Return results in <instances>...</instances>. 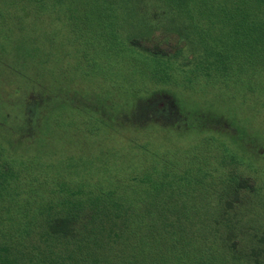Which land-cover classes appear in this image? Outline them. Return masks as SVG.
<instances>
[{"label": "rangeland", "instance_id": "rangeland-1", "mask_svg": "<svg viewBox=\"0 0 264 264\" xmlns=\"http://www.w3.org/2000/svg\"><path fill=\"white\" fill-rule=\"evenodd\" d=\"M161 14L155 16L151 13L147 16L154 25H158L151 33L145 34L146 31L142 30L143 35H139L141 38L132 46L121 35L116 40L124 39L126 47H113L109 53L102 50L105 40L101 33L78 31L82 27L80 24L74 26L76 22L68 25L73 30L66 32V38L72 39L77 49L69 41L67 44L57 32L54 33V27H48V35L52 37H49V41L44 40V45L50 44V59L55 63L51 78H57L74 89L78 88L89 98L94 96L101 105L102 97L107 101L112 100V111L122 108L129 94L127 90L141 92L167 88L176 94L177 102L186 110L198 108L213 115H224L235 124L237 136L233 138L239 144L238 136L246 131L255 134L264 143V95L258 93L259 89L256 93H250L251 90L244 84L247 71H242L243 67L240 68L241 72L235 70L237 68L231 57L235 54L231 55L227 51L231 55L230 61L216 60V49L222 48L217 44L219 42L203 47L180 35L178 31L162 30L159 26L171 14ZM153 50L159 51V54L148 52ZM212 59L213 62H209ZM236 76L243 78L235 81ZM3 85L7 87L9 82L1 79L0 89ZM3 104L0 105V112L12 115L8 103ZM95 116L96 113L68 106L54 110L50 120L54 127H49L47 133L48 140H52L55 146L45 148L38 161L46 163L53 159H69L70 156L76 161L81 156L85 161L94 159L95 155L102 160L106 131L102 125L98 128ZM67 122L72 124L63 130ZM144 123L142 121L138 127H134L139 128L138 131L114 133L112 137L117 139L109 138L107 142L110 147L119 150L115 151L114 159L118 161L120 155L128 163L125 165V173L130 174H118V177L131 185L136 181L131 176V168L134 171L136 163V172H132V175H137L143 181L148 178L147 183L155 182L153 187L149 185L150 192H146L148 197L144 198L148 201L146 205L150 206L144 231L150 235L154 231L166 237L162 245H166L167 249H161L157 256L163 259L162 264H180L192 260H196V264L202 262L197 258L205 259L209 264H264V157L250 156L246 150L239 149L240 145L232 143L230 136L222 133L232 128L223 117L219 122L212 123L218 127L217 130L201 129V126L188 128V122L175 119L162 125L169 126L168 131L159 126L160 122L157 124L155 121L156 124L149 125ZM41 137L44 138L43 135ZM249 143L246 148L251 147ZM260 149L257 146L255 150ZM0 153L3 159H7L4 156H7L5 150H0ZM27 162L23 160V164ZM34 163L25 168L22 163H15L21 167L20 178L27 181L36 175L35 180L45 185L46 194L52 199L65 195L63 191L49 192L50 189H56V180L69 182L68 187H73L78 180L71 173ZM96 164L93 165V171ZM78 169L81 167L78 166ZM114 172H111L110 177ZM147 172L149 175L146 177ZM230 172L249 178L248 186L237 192L227 188L224 177ZM77 174L82 177L80 175L83 173L80 170ZM251 184L254 185L253 190ZM127 186V183H123L124 188ZM75 197L77 194L70 196L71 199ZM52 206L47 209L50 214L39 215L31 222L34 231L25 235L26 240L35 234L40 235L30 244L39 245V250L45 251L42 253L49 262L150 264L149 255L153 252L151 244L144 245L141 252L137 248V251L118 253L119 248L126 245L122 241L127 230L116 229L118 217L114 215L115 209L109 208V204L104 210L113 213H110L108 219H103L101 225L83 221L89 218L92 211H78L76 207L71 210L78 211L76 218L81 222H76L71 216L56 221L54 207L57 206ZM91 224L95 225L94 229H90ZM175 228L176 232L179 229L177 233L174 232ZM49 232L57 233L60 238H52L48 242ZM64 236H67V240ZM3 238L0 234V240ZM66 245H70V252L65 254ZM102 253H105L104 260Z\"/></svg>", "mask_w": 264, "mask_h": 264}, {"label": "trees", "instance_id": "trees-1", "mask_svg": "<svg viewBox=\"0 0 264 264\" xmlns=\"http://www.w3.org/2000/svg\"><path fill=\"white\" fill-rule=\"evenodd\" d=\"M151 13L155 16L159 13H162V16L171 14L168 15L167 21L159 26L162 30L178 31L180 35L203 47H210L211 43L219 42L217 44L222 48L216 49V60L230 61V56L234 53L235 55L231 57L237 68L235 70L241 72L240 68L243 67L242 71L248 72L245 74L244 84L249 91L254 90L250 93H256L259 89L258 93L264 95V0H0V80L9 82L7 87L3 85L0 89V105L8 103L12 113L8 116L0 112V150H5L7 154L4 155L7 159H3L0 153V234L4 237L0 240V264L58 262L57 260L49 262L43 255L45 251L42 253L39 250V245L30 244L40 235L35 234L28 240L25 238L28 232L34 231L31 222L39 215L50 214L47 209L53 207V204L57 206L54 207L56 221L71 216L76 222H81L76 218L77 212L90 209L92 212L89 213L88 220L86 218L83 221L97 222L99 225L113 213L104 210L109 204V208H114V215L118 217L116 229L127 230L122 241L126 245L119 248L118 253H125V250L137 251V248L141 252L144 245L151 244L150 249L153 252L149 255L150 264L164 262L157 256L161 249H167L166 245H162L166 237L154 231L150 232L151 235L144 231L150 208L146 205L147 199L144 198L148 197L146 192H150L149 185L153 187L155 182L147 183L148 178L143 181L137 175H132V172H136V163L135 170L131 168V176L138 183L134 181L130 185L125 179L118 177V174H130L125 173V165L128 163H125V159L120 155L118 161L114 159L113 155L118 148L110 147L107 142L109 138L117 139L112 137L116 132L138 131L139 128L134 127H138L142 121L146 125L160 122L159 126L166 131L169 126L162 125L174 119L188 122L186 126L188 128L201 126V129L204 127L217 130L218 127L212 123L219 122L223 117L232 128L227 133H222L230 136L232 143L240 145L239 149L246 150L250 156L264 157V143L258 140L255 134L248 131L242 133L237 138L239 144L234 139L237 130L233 122L224 115H213L198 108L186 110L177 102L176 94L167 88L141 92L127 90L129 94L122 108L118 107L112 111L110 110L112 100L111 103L102 97L101 105L94 96L89 98L78 88L74 89L61 83L57 78L55 80L51 78L55 63L53 64L50 59V44L44 45V40L49 41V37H52L48 35V27H54V33L57 32L64 37L67 44L69 41V44L76 48L75 42L66 38L68 37L66 32L73 30L68 25L76 22L74 26L80 24L82 27L78 31L101 33L105 40L104 44L101 42L102 50L109 53L113 47L121 49L126 47L124 39L116 40L121 35L129 40V46H132L141 38L139 35H143L142 30L149 34L152 29L158 27L148 20L147 16ZM227 51H230L231 55ZM148 52L159 54V51L154 50ZM213 60L209 62L212 63ZM242 78L236 76L234 80L239 81ZM62 106L85 109L97 114L95 119L99 123L98 128L102 125L106 131L105 154L102 160L95 155L94 159L85 161L81 156L77 159L79 161L72 159L71 156L69 159H53L54 161L46 163L38 161L45 148L55 146L52 140H48L47 130L54 127L53 123H50L51 113ZM71 124L72 122L65 123L62 129H67ZM248 142L251 147L246 148ZM257 146L261 148L260 151L255 150ZM23 155L25 159H22ZM23 160L28 161L27 164H23ZM16 162L22 163L23 168L35 165L34 162L48 168L55 167L71 173L78 180L73 187L72 185L68 187L69 182L65 180H56L54 182L56 189H50L49 192L63 191L65 195L55 200L47 196L45 185L35 180L36 175L31 180L21 179V167L16 166ZM95 163L100 166L96 164L93 171ZM78 166L81 169H78ZM80 170L83 173L80 175L82 177L77 174ZM114 170L124 173L114 172L110 177ZM145 174L146 177L149 175L148 172ZM248 179L230 172L229 175L225 174L224 182L227 188L237 192L240 188L248 186ZM123 183H127L128 186L124 188ZM250 188L253 190L254 185L251 184ZM137 189L143 191H136ZM72 194H77V197L71 199ZM72 207H76L78 211H72ZM94 227L95 225H92L90 229ZM119 233L118 231L117 237ZM56 234L49 232L48 242L52 238H60ZM63 238L67 240V236ZM87 238L90 240V237ZM68 246L70 245L65 246L67 247L65 254L70 252ZM104 256L105 253H102V260ZM197 259L202 261L201 264H209L205 259ZM180 264H196V260Z\"/></svg>", "mask_w": 264, "mask_h": 264}]
</instances>
